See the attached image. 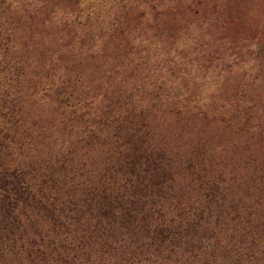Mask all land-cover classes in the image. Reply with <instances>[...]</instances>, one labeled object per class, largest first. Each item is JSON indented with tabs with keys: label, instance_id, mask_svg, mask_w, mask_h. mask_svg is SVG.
I'll return each mask as SVG.
<instances>
[{
	"label": "trees",
	"instance_id": "trees-1",
	"mask_svg": "<svg viewBox=\"0 0 264 264\" xmlns=\"http://www.w3.org/2000/svg\"><path fill=\"white\" fill-rule=\"evenodd\" d=\"M16 1L0 0V264L200 256L241 210L250 221V189L202 141L187 79L188 40L224 0H52V28L77 44L40 41L38 61L24 31L41 10L14 15Z\"/></svg>",
	"mask_w": 264,
	"mask_h": 264
},
{
	"label": "rangeland",
	"instance_id": "rangeland-1",
	"mask_svg": "<svg viewBox=\"0 0 264 264\" xmlns=\"http://www.w3.org/2000/svg\"><path fill=\"white\" fill-rule=\"evenodd\" d=\"M224 1V17L221 12L220 16L202 17L204 34L199 41L195 33L188 40L189 49L199 43L200 53L192 54L195 62H188L187 79L190 88L197 84L202 87L203 112L202 118H197L204 128L202 141L216 150V162L236 176L238 189L240 183L250 189L246 198L235 194L236 199L243 197L250 203V221L244 220L248 214L241 210V218L231 220V226L218 228L222 231L220 237L208 242L200 256L187 252L140 264H264V0ZM51 2L17 0L10 12L29 17L31 12L41 10L39 17L26 23L31 29L24 31L34 44L30 50L34 60L51 51L41 47L40 41L50 40L55 47L64 45L65 49L77 44L76 40L67 41L69 35L52 28L53 21L45 13ZM57 5L61 19L71 7L61 1ZM4 17L12 19L7 13ZM190 18L188 13L184 19ZM192 106L193 111L196 104ZM160 122L171 130L187 133L193 128L190 119L186 122L165 116ZM91 261L123 264L121 259L97 256Z\"/></svg>",
	"mask_w": 264,
	"mask_h": 264
}]
</instances>
